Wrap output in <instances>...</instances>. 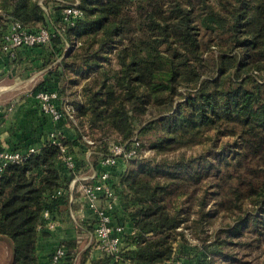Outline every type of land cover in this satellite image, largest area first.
<instances>
[{
    "label": "trees",
    "instance_id": "trees-1",
    "mask_svg": "<svg viewBox=\"0 0 264 264\" xmlns=\"http://www.w3.org/2000/svg\"><path fill=\"white\" fill-rule=\"evenodd\" d=\"M40 1L0 0V59L9 63L19 54L40 53L42 61L48 58L45 65L54 63L29 95L41 121L46 116L43 130L36 133L33 125L23 124L8 138L13 149H39L0 170V238L9 243L13 264H55L54 251L49 263L38 252L39 235L47 234L50 221L45 211L58 217L73 205L69 182L91 165L98 174L110 171L118 195L114 213L135 229L126 238L124 260L160 264L176 257L184 264H232L239 260L232 252L237 244L256 246L264 255V0ZM71 4L82 14L66 20L63 10ZM14 21L30 31L50 29V41L5 54ZM78 85L81 97L73 101L66 89ZM41 90L59 91L76 108V123L64 112L58 124L73 129L70 134L67 127L60 142L74 154V169L61 161L59 143L49 138L56 124L41 109ZM164 112L137 123L143 115ZM159 124L166 137L158 151L169 143L202 142L201 129L215 131L202 151L158 157L140 135ZM96 129L101 137L94 135ZM107 131L120 134L114 144L136 153L103 165L112 154L104 141ZM193 205L198 214L191 221L198 227L213 208L240 219L227 237L192 246L179 227L188 224ZM217 254L223 263H216ZM100 262L119 264L110 256Z\"/></svg>",
    "mask_w": 264,
    "mask_h": 264
},
{
    "label": "built area",
    "instance_id": "built-area-1",
    "mask_svg": "<svg viewBox=\"0 0 264 264\" xmlns=\"http://www.w3.org/2000/svg\"><path fill=\"white\" fill-rule=\"evenodd\" d=\"M82 10L76 5L71 4L64 8L63 16L66 20H72L79 17ZM61 29H58L60 31ZM51 39V31L46 27L39 30L30 31L25 28L20 21H14L7 35V41L4 45L5 54L12 55L17 47L34 46L37 43H48ZM69 46H71L69 44ZM37 98L40 102L41 109L52 117L56 123L55 128L50 132L49 138L60 145L61 161L69 169L76 167L75 157L68 147L60 142V135L64 136L63 128L58 124L63 119L64 112H67L74 123L77 122L75 115L76 108L66 98H63L57 90H41ZM88 142L93 140L86 138ZM38 146L30 145L26 149H13L9 146L0 150V170L9 163H20L28 158L32 153L38 150ZM112 154L102 159V164L114 166L117 164L119 156L129 158L136 153V149L128 150L125 145L115 143L111 146ZM90 155V151H88ZM69 194L71 203L76 200V190L79 192L81 201L84 203L88 214L79 220L76 214L72 212V217L76 221V227L85 229L89 234V245L101 252L100 257L110 256L113 262L119 264H132L129 260H124L122 255L128 248L129 243L126 241L127 236L134 233L135 229L129 230L127 222L119 219L114 213L118 201V195L111 183V173L108 170L98 174L97 170L91 165L87 171H79L69 182ZM58 189V193L62 192ZM45 216L50 218L48 226L55 228L58 226L59 217H53L52 212L45 211ZM83 221L93 224V229L85 228ZM130 247V245H129ZM67 254L64 245L59 244L54 249L53 262H61ZM126 258V257H125ZM160 264H184L182 258H172Z\"/></svg>",
    "mask_w": 264,
    "mask_h": 264
},
{
    "label": "rangeland",
    "instance_id": "rangeland-1",
    "mask_svg": "<svg viewBox=\"0 0 264 264\" xmlns=\"http://www.w3.org/2000/svg\"><path fill=\"white\" fill-rule=\"evenodd\" d=\"M40 2H42V0ZM39 54L35 53V56L32 58H24V56L19 54L17 59L14 61L9 63H0V114L4 111L5 107L9 108L10 106H14L13 104H16V102L23 99L24 97L29 96L33 91V88L38 83L42 82L51 68L54 67V63L45 65L44 63H47L46 60H48V58L42 61V59L39 57ZM180 90L182 93L188 94L187 89L181 88ZM80 92L81 88L79 85L77 87L68 86L66 89V93L73 101H78L80 99ZM164 114H168V112L158 114L154 117L143 115L139 120H137V123L139 121L143 123L152 122V120L160 118ZM214 131L215 130L210 131L207 129L204 131L201 129L197 135L200 139H203L202 142H198L194 145L169 143L166 144L164 149L160 151H158L157 145H159L161 137H166L162 125H153L147 133H143L140 136L145 142L152 146L153 149L155 148V150L159 153L158 157L163 155L174 157L178 154H181L182 151L187 153L202 151L205 145L209 146L211 143V139L208 138V133L214 134ZM94 135L101 137L102 131L96 129ZM104 135V141L107 140L111 145H113L115 141L121 140L120 134H117L113 131H107V133ZM221 136L225 137L223 134ZM183 199H180V201L182 202ZM183 204L185 203L183 202ZM212 207L213 206L209 204L207 206V210ZM188 211L191 214V218L187 221L188 224L185 223L181 225L179 230L183 231L184 238L192 246L194 245L203 247L205 245L204 243L208 244L218 241L219 236L227 237L230 228L232 229L233 227L234 222L240 219L239 214L229 213L227 211L213 208V210L210 211V215L204 219L202 226L198 227L191 221L192 218L197 216L198 207L193 205L192 207H189ZM3 241L4 239L0 240V244H2ZM7 246H10L8 242ZM232 252H234L237 256V259H239L237 262L232 264H253L255 262L261 263L264 259L263 253H261V250L256 246L248 248L244 244H237L233 248ZM66 258L67 256L64 259ZM214 258L216 263L224 262V257L221 254L215 255ZM72 259H74V257ZM79 260H81V256Z\"/></svg>",
    "mask_w": 264,
    "mask_h": 264
},
{
    "label": "crops",
    "instance_id": "crops-1",
    "mask_svg": "<svg viewBox=\"0 0 264 264\" xmlns=\"http://www.w3.org/2000/svg\"><path fill=\"white\" fill-rule=\"evenodd\" d=\"M2 58L3 57L0 59V63L3 62ZM13 105L14 106H10L9 108L5 107V115L2 117L0 115V149L7 146L10 147L8 138L11 136L12 130H19V125L22 126L25 124L24 126H28L29 123L35 127L36 133H40L44 127L43 125L41 128L40 125L46 116L41 121V112L35 110L36 100L33 97L26 96ZM47 117L50 123H52L51 117L49 115ZM66 126L70 128V126ZM67 127H62L65 134L68 130ZM69 131L70 134L73 133V129L70 128ZM89 156L88 154V157ZM73 203V205L64 209L58 216L59 223L57 227L50 228L48 226L47 234L39 235L38 252L40 259L43 263H49L50 254L54 251L55 247L59 244H63L68 250V256L61 264H102L100 262L101 252L89 245V234L85 229L77 228L76 221L72 217L73 212L79 220H83L82 217L88 214V209L85 208L77 190L76 200ZM0 240H2V238H0ZM88 247H91L90 252L85 259H82V253L85 252ZM80 256L81 260H79ZM73 257L74 259H72ZM0 264H13L12 250L10 246H7L5 239L2 244H0Z\"/></svg>",
    "mask_w": 264,
    "mask_h": 264
}]
</instances>
